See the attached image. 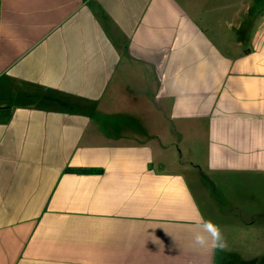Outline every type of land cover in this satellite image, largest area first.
Returning <instances> with one entry per match:
<instances>
[{"label":"crops","instance_id":"0c3cea01","mask_svg":"<svg viewBox=\"0 0 264 264\" xmlns=\"http://www.w3.org/2000/svg\"><path fill=\"white\" fill-rule=\"evenodd\" d=\"M0 264H264V0H0Z\"/></svg>","mask_w":264,"mask_h":264},{"label":"clouds","instance_id":"9594fccd","mask_svg":"<svg viewBox=\"0 0 264 264\" xmlns=\"http://www.w3.org/2000/svg\"><path fill=\"white\" fill-rule=\"evenodd\" d=\"M196 227L200 229L194 234V243L200 247L224 249L227 246L226 239L220 226L203 216L196 221Z\"/></svg>","mask_w":264,"mask_h":264},{"label":"rangeland","instance_id":"374dc122","mask_svg":"<svg viewBox=\"0 0 264 264\" xmlns=\"http://www.w3.org/2000/svg\"><path fill=\"white\" fill-rule=\"evenodd\" d=\"M194 185V189L196 190V193L198 194V197L200 199V201L202 202V199H201V196H200V193H199V188L198 186H196V184L192 183ZM257 257V256H256Z\"/></svg>","mask_w":264,"mask_h":264},{"label":"trees","instance_id":"16d2710c","mask_svg":"<svg viewBox=\"0 0 264 264\" xmlns=\"http://www.w3.org/2000/svg\"><path fill=\"white\" fill-rule=\"evenodd\" d=\"M76 173H81V174H86V173H91V171L88 170H78Z\"/></svg>","mask_w":264,"mask_h":264}]
</instances>
